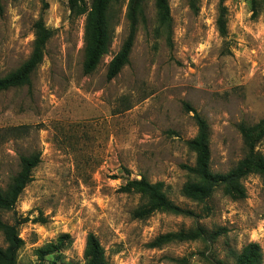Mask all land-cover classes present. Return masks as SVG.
I'll return each instance as SVG.
<instances>
[{
  "label": "rangeland",
  "instance_id": "1",
  "mask_svg": "<svg viewBox=\"0 0 264 264\" xmlns=\"http://www.w3.org/2000/svg\"><path fill=\"white\" fill-rule=\"evenodd\" d=\"M87 12L69 16L68 0H0V78L29 57L33 25L53 35L30 87L0 92V189L34 153L40 163L1 220L17 228L16 264H84L89 233L109 264H235L249 244L264 264V181L243 179L245 198L216 191L204 202L181 195L192 180L184 168L196 155L193 113L209 129L210 169L224 174L244 157L238 125L264 119V0H225L226 33L217 28L218 0H168L171 26H158L155 0H114L109 52L90 75L82 72ZM138 18L129 63L111 81L108 63L127 36L129 7ZM109 9V10H110ZM256 150L264 156V138ZM161 182L167 198L194 216L154 213L132 217L138 194L129 181ZM201 228L205 236L150 247L158 236ZM62 248L40 259L50 244ZM6 245L0 234V247Z\"/></svg>",
  "mask_w": 264,
  "mask_h": 264
},
{
  "label": "trees",
  "instance_id": "2",
  "mask_svg": "<svg viewBox=\"0 0 264 264\" xmlns=\"http://www.w3.org/2000/svg\"><path fill=\"white\" fill-rule=\"evenodd\" d=\"M117 1V0H116ZM225 0H218L219 16L217 28L223 37L226 33L225 23ZM114 0H92L90 11L87 13L83 31V63L84 75L94 73L101 59L108 54L112 40L111 20L113 18L110 6ZM69 16L75 18L87 12L84 0H68ZM110 9V10H109ZM158 26L170 31L171 17L168 0H155ZM131 10L128 13V33L120 50L108 63L106 80H113L129 63V56L133 48L136 36L138 18L144 20L143 12L139 15ZM1 13V6H0ZM168 32V40H169ZM53 31L45 28L41 19L33 25V44L28 59L15 71L0 78V92L13 88L30 87L31 76L42 63L44 50L51 39ZM184 111L193 113V119L197 127V134L187 142L191 151L196 155L194 166L184 168L192 176V180L186 182L181 195L189 200L204 202L211 198L216 191H220L231 200H242L245 198V189L242 181L249 175H258L264 181V156L256 150L257 144L264 138V119L253 126L245 124L238 125L244 149V157L227 173H213L210 169L209 129L206 121L192 109L188 104L183 105ZM40 163V155L37 153L21 156L19 158V170L11 179L5 190L0 189V211L9 212L15 207L19 196L25 187L32 181V172ZM124 193H134L140 196L142 204L132 213L136 220H143L154 213H169L174 215L194 216L191 211L183 210L170 201L164 191L161 182L150 183L141 178L138 181H129L123 187ZM0 234L3 236L5 247H0V264H16L18 252L22 241L18 237L17 228L4 223L0 218ZM206 233L201 228L181 230L168 233L155 238L150 247H161L172 242L194 241ZM67 235L60 237L57 244H50L45 248L38 249L37 253L42 259L45 254H53L63 246ZM84 264H109L103 247L92 233H89L85 241ZM52 264H55L54 262ZM235 264H262V254L259 245L249 243L245 245L239 254L235 256Z\"/></svg>",
  "mask_w": 264,
  "mask_h": 264
}]
</instances>
